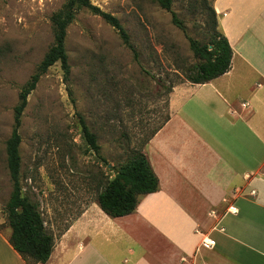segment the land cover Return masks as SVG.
<instances>
[{
    "label": "rangeland",
    "instance_id": "rangeland-1",
    "mask_svg": "<svg viewBox=\"0 0 264 264\" xmlns=\"http://www.w3.org/2000/svg\"><path fill=\"white\" fill-rule=\"evenodd\" d=\"M66 1L0 0V230L5 233L11 230L5 214L12 190L6 141L14 106L54 41L51 16ZM91 1L120 19L138 59L112 25L81 9L67 29L70 75L65 78L56 62L28 95L19 128L20 180L23 193L39 202L55 239L97 205L114 176L111 168L142 150L167 119L172 91L199 61L188 36L208 41L214 7V0H173L184 31L158 0ZM83 123L96 135L98 151L86 141Z\"/></svg>",
    "mask_w": 264,
    "mask_h": 264
},
{
    "label": "crops",
    "instance_id": "crops-1",
    "mask_svg": "<svg viewBox=\"0 0 264 264\" xmlns=\"http://www.w3.org/2000/svg\"><path fill=\"white\" fill-rule=\"evenodd\" d=\"M213 6L231 66L172 91L142 149L158 190L126 215L86 208L36 264H264V0ZM10 235L0 230V264H28Z\"/></svg>",
    "mask_w": 264,
    "mask_h": 264
},
{
    "label": "trees",
    "instance_id": "trees-1",
    "mask_svg": "<svg viewBox=\"0 0 264 264\" xmlns=\"http://www.w3.org/2000/svg\"><path fill=\"white\" fill-rule=\"evenodd\" d=\"M158 2L161 7L171 11L173 23L186 31L184 21L172 10L173 0H158ZM81 9H87L93 14L100 15L112 25L118 31L123 42L133 51L135 58L138 59L137 50L131 43L129 33L120 19L112 13L102 10L91 0H67L63 10L55 16H51L54 41L34 73L20 90L19 101L14 106V127L6 141L7 167L12 182V190L5 207L6 219L11 227L9 242L28 264L47 261L51 255L55 237L46 228L39 202L24 194L22 190L20 180L22 137L19 131L22 123L21 118L27 105L28 95L35 89L40 77L51 65L60 62L65 78L70 75L71 65L66 48L67 29ZM211 12V31L208 41L202 42L188 36L194 57L199 59L185 71L186 79L193 83L207 82L227 72L231 66L233 49L219 26L214 7H211ZM172 87L170 86L168 89L171 90ZM82 132L91 148L98 151L96 135L86 123L82 124ZM111 169L114 170V176L99 192L98 204L113 217L133 212L137 207L140 195L154 192L159 188V178L142 150H134L118 168L112 167Z\"/></svg>",
    "mask_w": 264,
    "mask_h": 264
}]
</instances>
